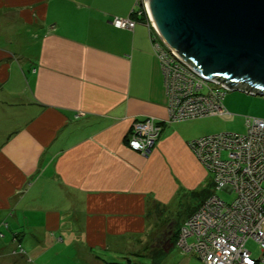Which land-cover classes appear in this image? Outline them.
Wrapping results in <instances>:
<instances>
[{
	"label": "crops",
	"instance_id": "0c3cea01",
	"mask_svg": "<svg viewBox=\"0 0 264 264\" xmlns=\"http://www.w3.org/2000/svg\"><path fill=\"white\" fill-rule=\"evenodd\" d=\"M131 10L130 0H0V261L142 257L149 212L207 193L185 121L167 123L145 20L110 24ZM144 118L165 125L141 156L126 141Z\"/></svg>",
	"mask_w": 264,
	"mask_h": 264
},
{
	"label": "built area",
	"instance_id": "2783aa9c",
	"mask_svg": "<svg viewBox=\"0 0 264 264\" xmlns=\"http://www.w3.org/2000/svg\"><path fill=\"white\" fill-rule=\"evenodd\" d=\"M146 1L134 0L130 17L114 18L110 24L118 30H132L137 20L132 15L145 20L151 50L163 77L167 123L209 116L230 117L222 104L225 94L222 89H228L221 82L196 74L163 44L150 21ZM164 125L165 122L153 118L135 120L127 146L141 156L148 155ZM245 128L244 134L222 133L189 142L197 161L211 174L214 192L232 196L227 202L210 192L182 225L184 248L195 251L204 264L264 263V120L247 118ZM248 240L258 244L261 252L258 260L245 247Z\"/></svg>",
	"mask_w": 264,
	"mask_h": 264
},
{
	"label": "water",
	"instance_id": "95a60500",
	"mask_svg": "<svg viewBox=\"0 0 264 264\" xmlns=\"http://www.w3.org/2000/svg\"><path fill=\"white\" fill-rule=\"evenodd\" d=\"M163 44L201 77L264 98V0H148Z\"/></svg>",
	"mask_w": 264,
	"mask_h": 264
},
{
	"label": "rangeland",
	"instance_id": "374dc122",
	"mask_svg": "<svg viewBox=\"0 0 264 264\" xmlns=\"http://www.w3.org/2000/svg\"><path fill=\"white\" fill-rule=\"evenodd\" d=\"M130 4L133 9L134 0H130ZM0 19H2L1 16ZM19 27L18 24H14L15 29ZM5 31L6 26L3 27L0 24V47L5 45L3 42L4 36L1 35V32L4 33ZM12 35L13 34L9 37L11 38ZM25 35L29 37L30 34H26L25 32ZM222 92L225 93L222 104L224 109L230 114V117L209 116L181 122L187 128L189 134L194 137V140L222 133L244 134L246 132L245 120L247 118L264 120L263 97L238 89H228L226 91L222 89ZM206 174L207 184L205 191L209 190L213 193L212 176L208 171H206ZM262 188L264 189V182L262 183ZM214 193L227 202L232 199L231 195H224L222 192ZM200 199V194L187 192L179 196L178 200L171 206L172 209H170V211L162 208H155L152 212H149L148 215H150V217L147 234L144 236L142 244L135 247V249H138L139 253L142 254V257L122 255L121 259H117L118 263L127 264V259L130 260L133 258L135 260L134 264H153L156 261L155 257H158L156 254H160L168 249V252L166 251L163 255L160 264H204L203 261L198 258L199 255H197L195 251H188L184 248V244L182 243L183 235H180V230L183 227L182 225L195 213L188 212L189 209L195 206ZM194 233L198 234L196 232ZM188 242L192 243V239H188ZM245 247L251 252L255 260L261 257L259 246L253 240H248ZM64 248L66 247L64 246ZM52 258L53 259H48L43 262V264H76L68 251H66V255L62 258L57 256H52ZM26 259L27 257H24L23 260L16 259L15 262L17 264H27ZM37 263L41 264L42 262ZM0 264H8V262L0 261ZM259 264L264 263L260 262Z\"/></svg>",
	"mask_w": 264,
	"mask_h": 264
},
{
	"label": "trees",
	"instance_id": "16d2710c",
	"mask_svg": "<svg viewBox=\"0 0 264 264\" xmlns=\"http://www.w3.org/2000/svg\"><path fill=\"white\" fill-rule=\"evenodd\" d=\"M132 18H134V19H140V18H137V17L134 16V15H132ZM141 19H142V18H141ZM221 117H223V116H221ZM203 118H204V117H203ZM224 118H225V117H224ZM199 119H200V118H199ZM193 120H196V119H193ZM186 121H190V120H186ZM208 194H209L208 191H207V193L205 192L204 196L202 197L203 200L201 199V200H202V201H201L202 203L204 202L205 199H207V197L209 196ZM167 250H168V249H167ZM167 250H166V251H167ZM166 251H164V252H162V253H160V254H156V255H158V257H155L156 255L154 256V257L156 258V261H155L153 264H160L161 261H162V257H163V255L165 254ZM167 252H168V251H167ZM128 261H129V260H128ZM108 264H121V263H118V262H110V263H108ZM127 264H130V262H127Z\"/></svg>",
	"mask_w": 264,
	"mask_h": 264
}]
</instances>
